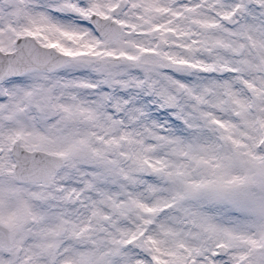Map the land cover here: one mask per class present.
I'll return each mask as SVG.
<instances>
[{
  "label": "snow or ice",
  "instance_id": "snow-or-ice-1",
  "mask_svg": "<svg viewBox=\"0 0 264 264\" xmlns=\"http://www.w3.org/2000/svg\"><path fill=\"white\" fill-rule=\"evenodd\" d=\"M0 264H264V0H0Z\"/></svg>",
  "mask_w": 264,
  "mask_h": 264
}]
</instances>
